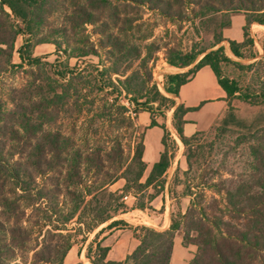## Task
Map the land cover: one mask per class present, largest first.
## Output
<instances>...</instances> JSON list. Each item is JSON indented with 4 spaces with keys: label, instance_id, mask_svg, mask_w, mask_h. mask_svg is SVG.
Returning a JSON list of instances; mask_svg holds the SVG:
<instances>
[{
    "label": "rangeland",
    "instance_id": "obj_1",
    "mask_svg": "<svg viewBox=\"0 0 264 264\" xmlns=\"http://www.w3.org/2000/svg\"><path fill=\"white\" fill-rule=\"evenodd\" d=\"M93 1L41 0L39 29L21 34L16 41L17 51L25 48L26 59L16 52L13 66L0 77L4 112L1 158L9 162L13 173L20 172L31 188L24 190L22 181L17 183L4 172L0 174V264H38L36 253L54 249L61 242L60 233L72 241L73 254L82 259L75 257L76 261L65 264H94L97 246L112 245L114 239L107 240L113 234L126 239L127 231L135 229V236L141 237L144 226L167 231L174 222L182 224L176 241L187 249L177 247V253L190 258V263L200 256L199 242L209 244L211 235L220 237L219 233L240 237L239 232L248 229L249 239L244 240L255 245L253 235L258 234L262 236L258 247H263L264 166L256 162L253 150L259 148L255 132L264 127V102H246L239 97L231 100L239 120L248 125L259 120L254 129L233 124L224 128L222 119L194 134L185 145L175 128L183 105L179 96L167 90L176 84L170 76L191 72L194 77L199 62L222 48L226 60L221 62L223 75L237 81L244 94L262 93L264 26L247 25L248 42L239 48L241 57L232 52L231 40L224 38L223 30L236 13L226 9L239 4L248 8L251 2L264 4V0H166L172 5L169 9L131 0H107L106 7L97 12L92 9ZM81 10L96 13L97 23L85 25ZM236 14H244L246 20L255 18L251 12ZM236 20L232 30L237 34L240 27L241 35L243 21L240 26V19ZM109 35L127 44L123 54L106 46ZM44 38L61 47L39 43ZM187 58L193 59L188 68L169 64L175 59L181 65ZM207 83L205 80L201 85ZM23 122L38 134L31 141L33 148L27 139L11 137L13 130L27 137ZM50 135L59 139L56 152L47 141ZM184 136L193 137L185 132ZM38 143L43 150L40 171L30 165ZM143 146L147 169L142 183L164 153L170 168L154 187L127 192L122 174ZM77 153L85 159L101 154L106 167L103 173L88 172L90 167L83 164V186L69 189L81 196L76 200L85 198L82 210L61 227L65 230L56 231L57 222L63 221L61 215L74 208L65 179ZM120 161L124 170L118 168ZM24 172L33 174L31 181ZM137 173L135 166L128 176L134 180ZM109 179L106 191L96 197L88 195ZM53 193L58 194L59 206L50 200ZM254 207L259 213L255 223L250 217L255 216ZM55 210L61 217L53 215ZM101 212L112 219L101 222L97 219ZM119 221L128 225L121 224L111 232L109 226ZM231 244L233 249L228 251L236 253L237 243ZM243 258L250 264H264V251L246 247Z\"/></svg>",
    "mask_w": 264,
    "mask_h": 264
},
{
    "label": "trees",
    "instance_id": "obj_2",
    "mask_svg": "<svg viewBox=\"0 0 264 264\" xmlns=\"http://www.w3.org/2000/svg\"><path fill=\"white\" fill-rule=\"evenodd\" d=\"M96 1L93 4V8L95 12L103 9L106 7L108 1L107 0H94ZM93 1V2H94ZM135 3H141V4H147L152 5L153 7L160 8V9H169L172 7L170 2H166V0H131ZM97 5L94 7V5ZM243 4H239L237 8H228L225 11L227 12H236L240 13L241 11L251 12L252 15H254V20H246V26L244 28L245 32V41L243 43H238L236 41H229V44L231 46L232 52L237 55L238 57H241L239 48L246 46V43L248 42V35H247V25L252 23H258L261 26H264V4H258L255 2H251L250 6L248 8H243ZM42 10V4L41 0H0V77H2L6 72H8L9 68L13 66V58L16 52L20 54V57L22 60L26 59L25 56V48H22L21 50H16V41L17 38L24 34L25 32L31 33L35 31L36 29H39L40 23H41V17L39 16L40 11ZM94 12H89L86 10H81V14L84 16V24H95L97 23L98 17ZM232 13V14H236ZM23 25V26H22ZM231 25V20L230 24ZM228 26V27H229ZM39 43H51L55 44L58 47H61V44H59L56 41H51L49 38H44L42 40H39ZM30 46V44H28ZM105 46V42L103 43ZM106 46H110L115 48L120 54H123L127 50V44L124 43L123 40L113 36L109 35L106 40ZM29 49L31 48L28 47ZM222 48L218 51L211 52L207 54L197 65L196 69L197 72L203 69L204 67H210L213 72L215 73L219 85L223 88V90L227 94V99L229 101V111L223 121V127L228 128L232 124L237 126H243L246 127L248 130L254 129L258 124L257 122H253L252 124L248 125L246 122L241 121L238 119L236 114L234 113V109L232 106L231 100L235 97H239L243 101L249 102L253 101L252 99H255V101H258V99H261L264 102V90L260 94H244L242 88L240 87L239 83L235 80H231L223 75L222 69H221V62L226 61L224 56H222ZM180 58H178L179 62ZM193 63V59H188L185 63H182L181 65L177 64L175 59L169 60V64L172 67L176 68H188ZM196 72V73H197ZM191 72H188L186 74H177L170 76V79H172L174 82H176L175 86L172 88H169L167 91L169 94H174L176 96H179L180 89L182 86L186 85L192 80ZM256 103V102H255ZM194 111V109H186L184 106L180 107L179 113L180 116L176 120L175 128L178 132V134L181 137V141L188 145L193 140L195 134L190 139L184 136V116L188 113ZM4 118V112L3 108L0 102V122L3 121ZM26 122H23L22 129L25 130L26 136H23L19 131L13 130L11 132V137L14 140H19L21 138L27 139L28 142H30V147L33 148L32 140L34 135L33 134L36 131L34 129H29L28 126H26ZM255 139L257 143H259V148H256L253 150V156L255 157L256 162L260 163L261 166H264V127L261 129H258L255 132ZM35 138V137H34ZM48 143H51L52 148L54 152L59 150V139L54 135H50L47 138ZM25 143V142H24ZM166 146V141L164 142ZM27 145H29L27 143ZM42 144L35 147V151L37 154L34 157V162H32L30 165L35 167L36 171H40L42 169L43 165V150H41ZM38 147V148H37ZM32 150V149H31ZM144 146L138 151L137 157L133 160V164H131L129 167L126 168V171L124 172L123 178L127 181V185L125 187V191L131 192V191H143L144 189H148L150 187H154L156 183L164 177L169 168H170V159L168 157L167 153H164L162 155L160 161L156 163L149 174V176L146 178L145 183H142V180L144 178L145 172H146V163L143 160L144 156ZM103 156L101 154H93L92 156H88L86 159L81 156V154L77 153L74 155V157L71 158L70 166L68 170V176L65 179V185L68 187V195L73 198L72 202L74 205V208L68 212L67 215H61V212L55 210L54 214L55 216L61 215L62 222L56 226V231H63L67 224L71 223L73 220L77 218V215L81 212V208L83 207V203L85 201V198L81 202L76 200L77 198L81 199V196H77L76 193L71 192V187L73 186H83V178L84 174L82 171L83 164H87L90 168L88 169V172L95 171L98 173H103L105 169V162L103 161ZM109 160L112 161L111 157L107 156ZM135 166L137 167L138 173L137 177L132 180L128 174L131 173V170L135 169ZM10 168V164L7 160H3L1 158L0 154V174L4 172V174H7V177H10L11 180H17V183H24L25 186L23 187L24 190L30 191V182H23L21 179V173L16 172L13 173V171ZM118 168L121 170L125 169V166L123 162L118 163ZM255 169H257L255 164ZM259 170V167H258ZM25 178L27 177L28 181H31L33 178V174L31 173H23ZM108 178H111L108 174H106ZM254 180H258L259 178H254ZM110 179L105 180L102 184H100L98 187L95 188V190H89L88 195L96 197L98 193H102L106 191L107 187L110 184ZM261 181L257 182L258 185H261ZM133 185V186H132ZM27 186V187H26ZM33 190V189H32ZM58 192V190H56ZM40 193V192H39ZM232 195V194H231ZM50 200L53 201V203L57 202L58 194L56 195L53 193V195H49ZM56 206L60 205V202H57L55 204ZM105 212V211H104ZM104 212H101L99 214V217L97 218L101 222L108 221L112 219V216L108 214V216H103ZM252 222L255 223L258 220L259 213L255 211V207L252 210ZM60 216V217H61ZM184 218H187V215L183 216ZM52 220V217L50 218ZM121 224L128 225L127 223L123 221L119 222H113L109 227L110 229L115 228L117 226H120ZM200 226V224H198ZM182 227V224L180 222H174L169 230L167 231H157L151 227H142L143 235L141 237L135 236L138 240V246L135 248V250L129 254L126 258V260L123 263H112V262H106L107 255L110 251L109 247H102L100 245L97 246L98 254L93 259H97V263L94 264H171L173 259V253L175 249V240H176V233L180 231ZM219 230V227H217ZM256 229V228H255ZM54 231V230H53ZM258 231V230H257ZM259 232V231H258ZM138 231H136L135 234H137ZM50 234H54L52 231ZM241 235L240 237L230 235V236H223L222 233H219L220 237L212 236L209 238V244L206 242H199L198 246L200 247V256L196 257L190 264H250L248 263L243 256L245 255V248L249 247L250 249H253L255 251H264V246L259 248L260 245V238L262 236L258 234H254L253 238L256 240L255 245H252L251 242H246L244 240V237L246 239L248 238L249 231L246 229V232H239ZM61 239V242H59L58 245L54 249L48 252H41L36 253V261H38V264H65L66 259L70 253V251L73 248L72 241L64 234H59ZM231 242L237 243L238 250L236 253H230L228 250L233 249ZM4 247V246H3ZM1 247H0V253H1ZM235 251V250H234ZM1 260V259H0ZM94 260V261H95Z\"/></svg>",
    "mask_w": 264,
    "mask_h": 264
},
{
    "label": "crops",
    "instance_id": "obj_3",
    "mask_svg": "<svg viewBox=\"0 0 264 264\" xmlns=\"http://www.w3.org/2000/svg\"><path fill=\"white\" fill-rule=\"evenodd\" d=\"M237 18L240 19V22L243 21V25L242 22L240 23V26L242 25L243 28V33L241 35L240 27L237 34L234 33L235 30H232L236 26ZM245 26L246 16L244 14H233L231 17V25L223 30L224 38L226 40L243 43L245 41ZM205 80H207L208 83L201 85V82ZM198 82L199 84H197ZM179 98L181 104L186 109H194V111L188 112L184 116V132L189 136L206 131L212 125L224 119L230 108L226 92L219 85L218 79L213 70L208 66L198 71L189 83L181 87ZM116 228L117 227L112 228L110 231L112 232ZM112 239H114V243L107 246L110 248V251L107 255L106 262L123 263L139 243L135 237V229L127 231L126 239L125 237H120V234H113L107 240V243ZM177 247L182 248V246L175 240V249L171 264H189L190 258L186 260L184 254L180 253L179 255L177 253ZM182 249H186V247H183ZM73 253L74 250L72 249L65 263H68V261H76L75 257L79 261L82 260L79 258L78 253L77 255Z\"/></svg>",
    "mask_w": 264,
    "mask_h": 264
}]
</instances>
